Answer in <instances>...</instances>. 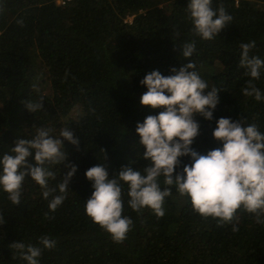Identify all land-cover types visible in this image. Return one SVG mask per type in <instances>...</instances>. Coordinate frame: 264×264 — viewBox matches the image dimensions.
<instances>
[{"label":"trees","instance_id":"trees-1","mask_svg":"<svg viewBox=\"0 0 264 264\" xmlns=\"http://www.w3.org/2000/svg\"><path fill=\"white\" fill-rule=\"evenodd\" d=\"M189 3L0 0V160L18 139H33L38 128L57 138L68 129L79 139L78 148L62 140L65 163L45 165L56 176L48 180L49 189H56L52 196L60 194L69 165L78 169L55 212L48 206L52 196L45 200L31 177L23 182L18 206L0 187L6 221L0 225V264H27L10 248L16 242L39 247L38 264H264V224L254 215L241 210L233 224L219 226L193 211L175 188L165 199V215L157 217L150 209L133 211L122 183V215L133 226L119 243L85 212L94 191L85 175L89 168L100 163L115 177L124 166L142 172L147 165L136 127L158 112L141 105L147 91L141 81L151 71L168 76L189 63L180 51L185 43L195 41L190 58L195 71L221 92L212 121L195 117L200 134L193 148L206 154L222 147L212 135L221 117L234 122L242 117L264 133V99L243 94L252 78L239 67L242 43L255 41L249 56L264 60V0H212L213 10L223 6L233 19L211 41L193 34ZM252 83L264 96V68ZM25 101L43 108L32 113ZM190 163V157L181 158L177 173ZM159 182L163 189V177ZM42 237L54 240L55 247L44 248Z\"/></svg>","mask_w":264,"mask_h":264},{"label":"clouds","instance_id":"clouds-1","mask_svg":"<svg viewBox=\"0 0 264 264\" xmlns=\"http://www.w3.org/2000/svg\"><path fill=\"white\" fill-rule=\"evenodd\" d=\"M211 5L212 0H190L187 7L193 34L205 41L215 39L233 19L223 6L216 11ZM240 47L239 67L252 78L242 92L259 102L264 96L252 80L260 78L264 60L249 56L255 41L242 43ZM180 51L189 63L179 70L172 68L168 76L158 70L151 71L141 81L147 88L140 98L141 105L158 112V115H148L136 127L139 146L143 148L142 159L148 162L143 171L124 166L118 175L110 177L108 166L99 163L85 173L94 189L85 202L86 215L114 242L124 241L133 226L132 219L122 215V183L128 188V205L137 213L150 209L157 217H163L165 199L175 188L190 201L193 211L204 218L216 219L219 226L233 224L241 210L254 215L257 223L264 224V133L257 124L248 123L242 117L235 122L221 117L212 135L222 147L206 154L196 151L193 144L200 134V124L195 117L199 115L212 121L221 92L216 87L210 88L195 71L196 65L190 60L196 51L195 41L185 43ZM24 103L32 113L43 108L42 103ZM50 132V129L38 128L33 139H18L11 154H5L0 160V187L17 206L21 203L26 177L40 185L43 198L49 200L56 189H49L48 180L56 176L45 165L65 163L67 152L62 150V140L79 147V139L74 137L73 131L61 129L59 138ZM183 157H190L191 163L183 165L182 171L177 173ZM30 158H34V163L29 162ZM69 167L70 171L58 185L60 194L49 201L52 212L66 199L69 181L78 170L75 165ZM161 177L163 189L159 182ZM46 218L51 219L47 215ZM4 223L0 214V225ZM233 231L238 229L233 226ZM40 243L49 250L56 244L48 237H42ZM10 248L27 264H38L39 247L16 242Z\"/></svg>","mask_w":264,"mask_h":264},{"label":"built area","instance_id":"built-area-1","mask_svg":"<svg viewBox=\"0 0 264 264\" xmlns=\"http://www.w3.org/2000/svg\"><path fill=\"white\" fill-rule=\"evenodd\" d=\"M69 1H72V0H57L58 4H60V5L66 4ZM131 19H133V17H131Z\"/></svg>","mask_w":264,"mask_h":264}]
</instances>
